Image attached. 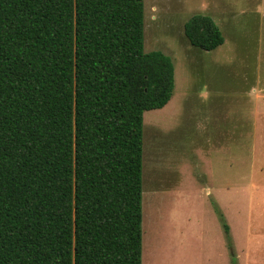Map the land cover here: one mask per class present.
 <instances>
[{"label": "trees", "instance_id": "1", "mask_svg": "<svg viewBox=\"0 0 264 264\" xmlns=\"http://www.w3.org/2000/svg\"><path fill=\"white\" fill-rule=\"evenodd\" d=\"M143 42V0H0V264H142L143 112L174 85Z\"/></svg>", "mask_w": 264, "mask_h": 264}, {"label": "rangeland", "instance_id": "2", "mask_svg": "<svg viewBox=\"0 0 264 264\" xmlns=\"http://www.w3.org/2000/svg\"><path fill=\"white\" fill-rule=\"evenodd\" d=\"M144 50L174 65L143 112L142 264H264V0H143ZM207 14L224 42L192 45Z\"/></svg>", "mask_w": 264, "mask_h": 264}]
</instances>
